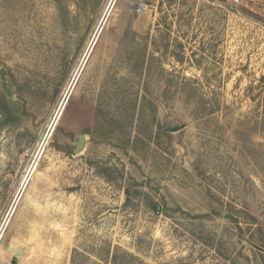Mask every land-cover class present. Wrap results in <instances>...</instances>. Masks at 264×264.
I'll return each mask as SVG.
<instances>
[{"label": "rangeland", "instance_id": "obj_1", "mask_svg": "<svg viewBox=\"0 0 264 264\" xmlns=\"http://www.w3.org/2000/svg\"><path fill=\"white\" fill-rule=\"evenodd\" d=\"M18 249L264 264V0H0V264Z\"/></svg>", "mask_w": 264, "mask_h": 264}, {"label": "water", "instance_id": "obj_2", "mask_svg": "<svg viewBox=\"0 0 264 264\" xmlns=\"http://www.w3.org/2000/svg\"><path fill=\"white\" fill-rule=\"evenodd\" d=\"M84 143H85V137L84 136H80L78 143L76 144V148H75V153L78 154L82 148L84 147ZM10 264H19V260L17 256H13L10 259Z\"/></svg>", "mask_w": 264, "mask_h": 264}, {"label": "bare ground", "instance_id": "obj_3", "mask_svg": "<svg viewBox=\"0 0 264 264\" xmlns=\"http://www.w3.org/2000/svg\"><path fill=\"white\" fill-rule=\"evenodd\" d=\"M15 254L16 256L22 255V250L21 249L16 250Z\"/></svg>", "mask_w": 264, "mask_h": 264}]
</instances>
